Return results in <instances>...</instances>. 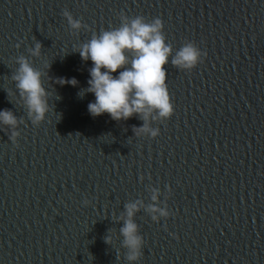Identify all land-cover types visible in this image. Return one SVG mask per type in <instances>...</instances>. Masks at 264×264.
Returning <instances> with one entry per match:
<instances>
[{"label": "water", "instance_id": "water-1", "mask_svg": "<svg viewBox=\"0 0 264 264\" xmlns=\"http://www.w3.org/2000/svg\"><path fill=\"white\" fill-rule=\"evenodd\" d=\"M121 14L160 18L172 56L206 53L191 71L169 57L168 119L88 111L78 47ZM20 58L42 72L39 123L13 79ZM0 110L17 120L0 123V264H264V0H0Z\"/></svg>", "mask_w": 264, "mask_h": 264}, {"label": "clouds", "instance_id": "clouds-1", "mask_svg": "<svg viewBox=\"0 0 264 264\" xmlns=\"http://www.w3.org/2000/svg\"><path fill=\"white\" fill-rule=\"evenodd\" d=\"M67 16L68 14L65 13ZM69 22L73 28H79V21ZM120 26L102 29L99 33L93 32L91 38L78 47L79 55L84 60H91L90 79L87 91L95 96V100L88 104V111L92 116L104 113L113 120H127L138 115L142 120L168 119L174 112L168 91L165 65L169 63L179 69L191 71L206 53L189 42L182 45L172 56V45L166 43L163 33V22L160 18L147 20L144 16H120ZM41 45L36 44L34 55L39 54ZM119 70V71H118ZM115 73V75H114ZM42 72L33 68L25 58L19 59L17 74L13 77L16 87L26 100L29 115L33 123L44 119L48 111L46 90L42 84ZM60 83L75 85L72 78ZM0 123L15 126L16 117L10 111L0 110ZM145 124L140 132L148 131ZM158 130H151L155 137ZM19 136L17 131L11 132L10 139L16 143ZM154 194L152 200H156ZM129 217L133 215L136 205L127 206ZM160 215L168 217L170 212L160 210ZM153 219H157L153 216ZM137 226L126 220L120 231L125 237V244L129 247L130 260L138 256L141 238L136 235Z\"/></svg>", "mask_w": 264, "mask_h": 264}]
</instances>
